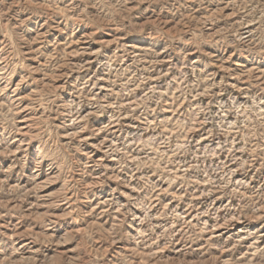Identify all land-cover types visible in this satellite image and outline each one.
<instances>
[{
    "label": "rangeland",
    "instance_id": "obj_1",
    "mask_svg": "<svg viewBox=\"0 0 264 264\" xmlns=\"http://www.w3.org/2000/svg\"><path fill=\"white\" fill-rule=\"evenodd\" d=\"M0 264H264V0H0Z\"/></svg>",
    "mask_w": 264,
    "mask_h": 264
}]
</instances>
